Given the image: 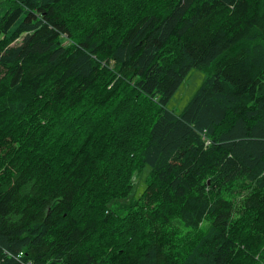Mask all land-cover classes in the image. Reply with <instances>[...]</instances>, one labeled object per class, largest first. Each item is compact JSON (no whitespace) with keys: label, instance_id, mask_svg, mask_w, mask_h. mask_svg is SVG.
<instances>
[{"label":"trees","instance_id":"trees-1","mask_svg":"<svg viewBox=\"0 0 264 264\" xmlns=\"http://www.w3.org/2000/svg\"><path fill=\"white\" fill-rule=\"evenodd\" d=\"M0 264H264V0H0Z\"/></svg>","mask_w":264,"mask_h":264},{"label":"rangeland","instance_id":"rangeland-1","mask_svg":"<svg viewBox=\"0 0 264 264\" xmlns=\"http://www.w3.org/2000/svg\"><path fill=\"white\" fill-rule=\"evenodd\" d=\"M204 80L205 74L203 72L198 69H191L173 97L165 105V109L175 115H179L201 87ZM148 172L149 168L145 167L141 173L132 176V192L129 199L134 200L140 196L145 187V179L147 178ZM122 203H128V200L122 201Z\"/></svg>","mask_w":264,"mask_h":264},{"label":"built area","instance_id":"built-area-1","mask_svg":"<svg viewBox=\"0 0 264 264\" xmlns=\"http://www.w3.org/2000/svg\"><path fill=\"white\" fill-rule=\"evenodd\" d=\"M22 256V253H19L18 255H17V258H19V257H21Z\"/></svg>","mask_w":264,"mask_h":264},{"label":"bare ground","instance_id":"bare-ground-1","mask_svg":"<svg viewBox=\"0 0 264 264\" xmlns=\"http://www.w3.org/2000/svg\"><path fill=\"white\" fill-rule=\"evenodd\" d=\"M207 144V143H206Z\"/></svg>","mask_w":264,"mask_h":264}]
</instances>
